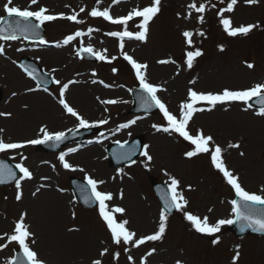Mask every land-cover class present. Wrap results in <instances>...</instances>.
<instances>
[{
	"label": "rangeland",
	"instance_id": "rangeland-1",
	"mask_svg": "<svg viewBox=\"0 0 264 264\" xmlns=\"http://www.w3.org/2000/svg\"><path fill=\"white\" fill-rule=\"evenodd\" d=\"M136 1L140 5L151 3V0ZM15 2L17 7L29 8L28 0ZM73 2V0H39L40 6L31 9L44 6L51 15L69 14L71 10L67 6L72 4L75 7ZM87 2L88 5L91 4L90 0ZM192 2L197 5L204 3L205 12L196 13L190 10L187 6ZM228 2L230 0H184L183 5L181 0H161L162 6L170 5V7L164 8L167 16L160 15L151 25L150 43L146 46L150 48L151 44L155 45L152 46L155 52L152 56L156 55V57L148 56L147 59L149 67L153 66L154 77L151 81L158 80L167 87V95L159 91L158 94L167 99L170 109L175 114L179 107L171 105L169 98L176 91L179 97L185 96L187 100L189 89L195 88L203 93H220L225 89L238 91L251 87L253 84L264 83V0H258L254 4L237 0L233 11L223 13L225 18L232 21L233 27L256 25L248 34H238L234 37L229 36L219 22L218 12L226 8ZM5 3L6 0H0V16L4 14ZM129 8L131 9L132 6L125 5L119 13ZM199 16H203L202 22L198 19ZM139 24V21H133L122 29L136 32L139 30ZM98 25L99 28L94 34L106 43L101 41L102 46L96 38L92 39L91 46L107 58L115 57L117 71L115 73L112 71L115 62L108 65L106 60H98L95 64L86 61L78 63L76 58L68 54L65 47L59 45L61 48L51 49L53 51L39 49L26 52L60 82L54 85L51 93L39 91L36 95L30 91L27 97L13 95L16 86L12 85L10 77L12 73L21 76L16 81L21 90L25 88L28 92L33 86L32 82L26 79L16 67L18 48L27 42L16 44L17 42L0 39V47L6 54L4 57L0 56V88L2 90L0 112L10 113V115L0 116V140L5 142L27 140L38 136L36 132L38 127H46L49 131H63L78 124L70 114L68 115L56 104L59 101L62 84L68 83L67 81L71 79L76 80L77 75H81L79 82L72 87L73 90L65 93L64 98H68L71 107H76L89 122L106 120L107 123L97 125L101 127L103 134H109L112 137L103 146L101 143L91 145L96 149L84 148L79 150L78 154H80L77 156L66 155L65 161L72 165L71 169H65L55 154L37 152L31 147L6 153L14 161L28 168L32 178L20 180L19 189L16 183L0 187V244L7 245L0 251V264H8L17 247L15 242H5L7 238L5 234H12V226L22 214H24V224L32 234L27 239L28 244L32 245L30 246L43 264H92V261L96 259H100L102 264H177V261L180 264H233L232 258L237 251L239 257L236 264H264V238L248 236L241 240L233 237L226 229L215 237L203 236L202 238L196 235L195 229L184 218V212L180 210L172 216L166 215L165 232L160 239L146 241L139 246H134L132 243L123 244V242L116 244L104 220L100 218L98 210H86L75 202L68 184L69 176L83 178L88 175L92 179L103 181L104 183L98 184V190L112 194L113 199L107 202L109 209L115 207L125 209L124 213L114 215L117 222L128 221L126 228L135 233L134 239L152 235L159 229L161 210L148 183L149 176L166 183H171V178L177 179L178 191L188 202L185 208L187 212L201 218L209 216V220L212 221L225 215L226 211L229 213L227 199L230 198V191L224 183L223 174L211 164L210 154H204V156L197 154L188 158L185 153L191 148L178 134L164 133L150 126L143 130L133 127L134 124L130 122V117L133 115L128 113L127 109L130 106L128 90L135 84L134 78L131 72L122 70L124 65L121 62L118 44H112L106 36L110 27L101 20ZM163 27L168 28L166 29L167 40L165 43L156 44V34ZM67 30L66 22L56 21V24L47 29V38L58 41L66 35L64 31ZM184 31L193 33L191 48L182 35ZM201 32L204 33L203 36L200 35ZM196 49H199L202 55L193 61L191 68H188L185 53ZM138 58L142 59L140 56ZM154 58L168 61L170 58V66L165 68L166 72L162 64L158 61L154 62ZM248 63L254 67L248 68ZM80 71L83 74H79ZM169 75L172 77V82L176 83L169 82ZM92 79L100 80L106 85L93 86ZM82 92L88 96V101ZM71 95H74V98L70 99ZM45 99L47 102L43 103ZM109 100H115L116 103H105ZM215 108L210 110L212 114L206 113L209 109L203 113L193 114L188 130L190 133L202 130L204 135L213 138L210 148L214 150L217 145L221 147L226 168L240 178H238L239 181H242V185L247 190L262 188L264 116L257 113H244L242 106L235 104L232 108L226 104ZM223 108L227 112L222 111ZM46 110L56 111L54 113L57 119L52 120V115L48 118L44 116L43 113ZM221 113L231 115L216 116ZM21 114L24 120L17 119ZM63 115L68 120L63 121ZM147 123L156 126L163 124L158 115L147 117ZM27 124H30L32 129L24 132L23 129ZM123 125H127L128 129L118 130ZM136 134L144 137L145 146H147L145 151L152 159L148 160L143 155L137 162L128 166L118 169L108 167L105 147L109 141L125 140ZM232 144L238 147H230L229 145ZM83 152H85V158H81ZM42 178L46 181L42 182ZM18 191L22 193L19 200L16 199ZM48 192L53 194L54 203L63 204L59 211H53L54 217L49 216L47 204L43 199ZM133 193L136 194L137 199L143 201L144 208L150 209V214L146 217L145 214L139 218L132 214L134 203L131 195ZM127 195L130 196L129 199ZM47 216L51 219L50 226L61 236L71 235V242H80L79 239L83 238L84 248L57 250L48 242H44L45 240L37 238L33 232L34 229L39 236L42 229L45 238L48 237L47 223L43 222V217ZM57 220L58 226H55ZM213 240L218 242L213 243ZM228 240L231 241L227 245ZM105 248L108 252L100 256V252ZM150 252L151 255H149ZM129 257L132 259L130 260Z\"/></svg>",
	"mask_w": 264,
	"mask_h": 264
},
{
	"label": "snow or ice",
	"instance_id": "snow-or-ice-1",
	"mask_svg": "<svg viewBox=\"0 0 264 264\" xmlns=\"http://www.w3.org/2000/svg\"><path fill=\"white\" fill-rule=\"evenodd\" d=\"M13 0H7V3L3 5V11L7 14V16L12 17H19L20 20H17L14 24L8 23L6 27H0V39L2 40H16L17 33L25 38H28L29 34L31 35H38L37 29L40 28L45 22L53 21L56 19H67L69 21H74L79 23L80 21L77 20V14L65 16L64 14L59 15H50L47 14V9L44 7H39L38 10L33 11L29 10L28 8L21 9L20 7L12 6ZM119 0H113V3H118ZM248 4L257 3L258 0H245ZM31 4H37V0H31ZM237 4V0H230L227 3L226 8H222L219 10L218 15L220 16V24L223 25L224 31L229 36H237L238 34H248L256 25H241L239 27H233L232 21L228 18H225L223 13L224 12H231L233 11L234 5ZM160 5L161 0H151L149 6H145L143 8H134L130 11L127 15L121 16L118 18H113L110 15L109 10L105 8L103 11L97 10L93 8L89 15L92 17H102L104 20L109 21L113 24H118L122 26H126L129 21H133L134 18H140L141 22L138 25L139 30L136 32L131 31H120V32H111L109 35L113 37H120L121 40L123 38H134L138 41H144L146 39L147 33L149 31V24L153 20L154 17L160 12ZM214 6V5H213ZM190 10H194L196 13H204L206 8L204 3H200L197 5L195 2L189 3L187 6ZM81 11H84L82 8ZM191 12L189 13V16ZM188 18V17H185ZM201 22L203 21V16L198 17ZM0 20H3V17H0ZM24 21L25 23L21 24L20 21ZM37 21L38 23H31V21ZM82 33L77 31L75 36H81ZM183 37L185 38V42L189 46V48L193 45L192 36L193 33L190 31H184L182 33ZM201 36L204 35L203 32L200 33ZM74 39L73 36H68L64 43L67 44L69 41ZM40 43H45L43 39L40 40ZM121 49H123V44L120 45ZM221 50L223 48L221 47ZM3 48L0 47V54H3ZM80 51L88 54H92L96 57L97 60H106L107 57L100 52H94L91 46L87 48H82ZM79 54V53H78ZM186 55V64L188 68L193 66V61L202 55V52L199 49L196 50H189L185 53ZM124 60H126L135 71V75L137 80L139 81L140 88L147 94L148 100H150L151 104L148 103V100L144 101L146 106L155 105L159 110L163 113L164 119L167 121V126L163 128H159L156 125H153L154 128H157L158 131L164 132H174L182 137L185 141L189 142L192 146H194V150L188 151L185 153L188 157L196 156L197 154H210L211 164L215 169H217L220 173L223 174L224 179L226 182L231 186L234 190L235 196L238 199H233L231 201V212L235 217L236 221H244L245 226L251 228L253 231L264 232V209H261L258 213L254 212L251 209L252 205H264V189H261V194L250 193L245 190L241 184L239 183L238 177H236L232 172H230L222 159V149L220 146H216L213 149H210V142L213 140L211 136H206L203 134L202 130L193 133H190L188 130L189 121L192 119L194 112L202 110L195 107L200 102H206L208 105L215 106L217 104H224L228 102H243L244 104H248V102L252 99H257V102L261 105L258 115L264 116V83H257L255 86L246 89V90H228L225 89L220 93H199L192 89L188 90L187 100L180 105V112L179 117L173 115L166 106L161 102V100L156 95L157 91L159 90L157 86L152 85L147 81V78L142 70L147 68L146 64H142L137 62L132 56L124 53L123 55ZM115 59V57H113ZM158 63L166 64L169 63L168 60H159ZM248 68L254 67L251 63L247 64ZM112 71L115 73L117 69L113 68ZM30 76H34L35 69H32L29 73ZM55 83L59 84V81H54ZM71 83V82H70ZM68 88V84H64L63 87L60 89V96H59V104L63 107V109L70 114L71 116L75 117L78 121L77 127L79 128H86L89 126V121L84 119L82 116L79 115L77 111H75L69 104L66 102L64 98L65 90ZM34 89H29V91H33ZM13 95H16L13 93ZM115 101L109 100L105 101V103H114ZM10 115V113H2L0 112V116ZM98 123L105 124L107 123L106 120H101ZM134 123V121L132 122ZM123 127H127V125H123ZM71 131V130H70ZM40 133H42V138L40 139H32L27 140L25 142H12V143H5L3 140H0V152H4L6 150L12 149H19L27 145H38L43 144L48 141L52 142H61L65 137L64 131L58 132H49L46 127H42L40 129ZM230 147H238V145L232 144L229 145ZM147 148V146H145ZM70 152L76 151V149H69ZM142 155L146 156L148 160H151L152 157L148 155L145 151ZM243 155V153H241ZM60 162L63 164L65 169H71L72 165L65 161V154L61 153L59 156ZM16 168L19 170L20 173L23 175L16 180V187L19 189L21 187L20 180L22 179H31L32 173L29 171L28 168L24 167L22 164H17ZM83 171V169H80ZM7 174L9 177H15V173L12 172L11 169H7L5 173V166L0 165V177H3ZM84 179L87 181V185L91 190V196L95 198V200L99 204V214L106 223L107 228L111 233V237L114 243L116 244H129L132 243L134 246H139L144 244L146 241H155L160 239L166 227V211L175 208L177 210L184 212V218L189 221L192 227L199 233L212 235L220 231L221 226L223 225H231L235 221L233 219H219L215 222V224L209 223L208 217H199L194 215L190 212L185 211L187 200L177 191L178 187V180L175 178H171V183L169 185V193L170 199L165 203V207L161 209L159 215V229L152 235H146L140 237L138 239H134L135 233L129 231L126 228L128 221H120L117 222L115 218V213H124L125 209L122 207H115L109 209L108 205L106 204L107 201L113 199L111 193L101 192L98 190V184L104 183L103 181H97L92 179L88 175H85ZM3 179H0V183H3ZM39 191V190H37ZM35 195V193H33ZM122 195V194H121ZM16 199H21V194L19 191L17 192ZM87 199V198H86ZM244 229L241 228V231ZM7 236L8 242H15L18 244L19 249L22 251L23 258L22 260H17L16 264H43L38 258V255L35 251L31 250L28 245L26 244V240L30 235H32L27 227L24 224V214L21 215L19 220L15 223L12 234H5ZM34 242V241H33ZM213 243H217L218 240H213ZM6 244H0V249L6 247ZM154 251V249H153ZM108 252V249L105 248L103 251L100 252V256H104ZM151 255V252L149 253ZM239 252L237 251L236 255L233 256V264H236L238 260ZM131 260L132 257H129ZM92 264H102L100 259H96L92 261ZM177 264H180L177 261Z\"/></svg>",
	"mask_w": 264,
	"mask_h": 264
},
{
	"label": "bare ground",
	"instance_id": "bare-ground-1",
	"mask_svg": "<svg viewBox=\"0 0 264 264\" xmlns=\"http://www.w3.org/2000/svg\"><path fill=\"white\" fill-rule=\"evenodd\" d=\"M10 77L12 78V83H13L12 85L16 86V87H14V90L13 91L16 94H18L19 93V90L21 88H19V86L16 84V81L18 79H20V76L18 74L12 73ZM84 93L86 94L87 91L85 90ZM84 93L82 92V95L85 97L86 101H88L89 100L88 99V96L87 95H84ZM36 95H38V94H36ZM20 96L21 97H24V96H27V95H23L22 94ZM70 97L72 99V98H74V95H71ZM46 100L47 99L43 100L42 102L43 103H46L47 102ZM141 103H143V100H141ZM35 111H37V109H35ZM50 112H53V111L50 110ZM54 112H56V111H54ZM54 112L53 113H49V117H50V115H52V120H56L57 119V117H56V115H55ZM17 119L24 120L23 119V115L21 114L19 117H17ZM29 127H31L30 124L25 129H28ZM93 148L96 149V147H93ZM79 154H76V156L79 155ZM85 157H86L85 152L81 153V158H85ZM131 197L133 198L132 201L134 203L133 204V207H132V214L134 216L138 217V218L139 217H143L144 214L146 215L149 212V209L143 207L142 203L140 202L141 200H139V199L136 198V194L135 193H133L131 195ZM127 198L129 199L130 196L127 195ZM43 199L45 200V202L47 204V209L49 211V216L54 217L55 214H54L53 211H59L60 206H63V204H61V203H54V201H53V194L50 193V192H48L44 196ZM54 205H55V207L53 208ZM49 216H47L46 218L43 217L44 224L47 223V226L46 227H47V230H48L47 231L48 232V237L46 238V241L48 242V244L52 245L54 247V249H57V250H61V249H65V248H74L75 250H77V249H80L81 247H84V241H83V239L82 240L79 239L80 242H77V241L76 242H71L70 241L71 235H69V236L66 237L64 235L61 236L60 233L56 232L50 226L51 219H50ZM55 226H58V220L55 223Z\"/></svg>",
	"mask_w": 264,
	"mask_h": 264
}]
</instances>
